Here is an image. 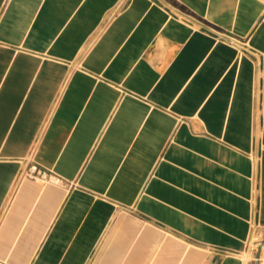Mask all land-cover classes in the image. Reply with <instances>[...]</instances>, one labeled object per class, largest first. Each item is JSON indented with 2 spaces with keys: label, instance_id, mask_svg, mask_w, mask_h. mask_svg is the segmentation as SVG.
<instances>
[{
  "label": "crops",
  "instance_id": "crops-1",
  "mask_svg": "<svg viewBox=\"0 0 264 264\" xmlns=\"http://www.w3.org/2000/svg\"><path fill=\"white\" fill-rule=\"evenodd\" d=\"M249 250L264 258V0H0V264Z\"/></svg>",
  "mask_w": 264,
  "mask_h": 264
},
{
  "label": "built area",
  "instance_id": "built-area-1",
  "mask_svg": "<svg viewBox=\"0 0 264 264\" xmlns=\"http://www.w3.org/2000/svg\"><path fill=\"white\" fill-rule=\"evenodd\" d=\"M225 41L229 42V43H238L241 42L239 39L232 37V36H228L224 39ZM26 175L32 177V178H40L43 180H49V181H53L56 183H61L63 180L59 177V176H49L48 172L39 168V166L35 163L31 164L26 172ZM257 241H254V243ZM253 261L256 264H264V258L261 257L260 255L254 256Z\"/></svg>",
  "mask_w": 264,
  "mask_h": 264
},
{
  "label": "rangeland",
  "instance_id": "rangeland-1",
  "mask_svg": "<svg viewBox=\"0 0 264 264\" xmlns=\"http://www.w3.org/2000/svg\"><path fill=\"white\" fill-rule=\"evenodd\" d=\"M251 246H252V247L254 246V241H252ZM252 247H251V248H252ZM207 253H209V250H208V249H207ZM244 258H245V260H251V259L254 258V256H253L251 250H249L247 253L244 254Z\"/></svg>",
  "mask_w": 264,
  "mask_h": 264
}]
</instances>
